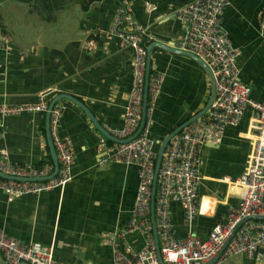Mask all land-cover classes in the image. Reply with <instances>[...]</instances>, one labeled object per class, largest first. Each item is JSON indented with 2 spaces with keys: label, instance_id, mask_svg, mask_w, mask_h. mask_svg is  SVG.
<instances>
[{
  "label": "crops",
  "instance_id": "0c3cea01",
  "mask_svg": "<svg viewBox=\"0 0 264 264\" xmlns=\"http://www.w3.org/2000/svg\"><path fill=\"white\" fill-rule=\"evenodd\" d=\"M127 1L133 20L152 39L148 46L161 42L174 49L185 31L178 12L197 0ZM118 3L0 2V25L9 38L0 52V106L34 105L41 95L49 107L55 102L52 110L61 113L58 134L71 140L74 151L72 178L63 188L19 196L10 202L0 191V229L22 244L52 247L60 264H113L106 236L118 233L128 222L137 195V167L115 162L100 165L113 142L107 141L74 102L62 98L68 95L82 102L107 132L122 127L132 88L134 54L107 33ZM263 19L264 0H229L221 16L223 29L240 50L236 62L239 79L258 102L264 101ZM150 72L163 78L150 128L158 151L166 136L205 107L211 83L198 62L156 46L150 53ZM46 114L0 120V149L12 164L50 166L53 173ZM253 117V110L246 108L241 122L227 127L218 144L203 145L197 214L187 226L180 205L172 202L175 239L183 240L190 233L206 239L215 225L226 220L229 209L238 208L240 198L229 187L245 170L250 142L242 134ZM101 138L105 139L103 146ZM122 240L135 251L146 244L140 230L125 232ZM0 264H5L2 253ZM220 264L259 262L236 255Z\"/></svg>",
  "mask_w": 264,
  "mask_h": 264
},
{
  "label": "built area",
  "instance_id": "2783aa9c",
  "mask_svg": "<svg viewBox=\"0 0 264 264\" xmlns=\"http://www.w3.org/2000/svg\"><path fill=\"white\" fill-rule=\"evenodd\" d=\"M228 5L229 0H197L178 12L185 31L175 48L194 54L208 66L214 79L215 95L206 114L173 135L165 148L154 199L156 232L164 264H207L218 254L215 264L236 255L264 264V220L243 221L253 216L264 217V101L253 100L250 87L239 79L236 62L240 50L232 44L221 24V16ZM131 12V4L119 0L107 32L121 46L131 48L134 54L132 88L127 97L122 127L108 132L122 141L130 139L141 123L147 46L152 40L133 20ZM8 44L9 38L0 25V52ZM162 82V76L150 72L141 132L128 142H113L99 162L100 165L123 163L138 169V189L130 218L118 233L106 236L113 264H159L150 215L157 142L151 138L150 128ZM48 105L41 95L34 105L0 106V120L20 114L49 112V133L59 164L56 176L46 179L51 174L50 166L12 164L6 152L0 149V191L9 202L19 196L63 188L71 181L73 144L70 139L59 136L61 113L57 109L49 111ZM246 108L254 112L248 130L242 134L250 142V152L244 172L229 187L240 198L238 208L229 209L226 220L215 225L206 239L192 233L183 240L175 239L172 202L180 205L184 223L190 226L198 210L199 171L203 164L200 151L205 143L218 144L227 127L241 122ZM104 142L105 139L101 138L100 145L103 146ZM132 230H140L145 235L146 244L140 251L133 250L122 240L125 232ZM0 253L5 264H60L53 257L52 247L35 242L22 244L3 229H0Z\"/></svg>",
  "mask_w": 264,
  "mask_h": 264
},
{
  "label": "water",
  "instance_id": "95a60500",
  "mask_svg": "<svg viewBox=\"0 0 264 264\" xmlns=\"http://www.w3.org/2000/svg\"><path fill=\"white\" fill-rule=\"evenodd\" d=\"M156 46L159 48H162L163 50H166L168 52H175L176 54H180L183 56H187L189 58H192L193 60H195L196 62H198L203 68L204 70L207 72L209 78H210V83H211V88H210V96L209 99L205 105V107L199 112L197 113L195 116H193L192 118H190L188 121H186L183 125L179 126L177 129H175L173 132H171L168 136H166L164 138V140L161 142L158 151H157V158L155 160V176H154V181H153V185H152V190H151V205H150V212H151V222H152V227H153V236H154V241H155V245H156V251H157V258L159 261V264H164L161 254H160V250H159V244H158V238H157V232H156V223H155V214H154V199H155V194H156V182H157V176H158V172L160 169V165L162 162V158L164 156V152H165V148L169 142V140L171 139V137L173 135H175L176 133H179L183 128L187 127L189 124L193 123L195 120H197L198 118L203 117L206 112L208 111L209 107L211 106L213 99H214V95H215V86H214V79H213V75L210 71V69L208 68V66L201 61L199 58H197L194 54L190 53V52H185V51H179V50H175L173 48H169L165 43H161V42H156L153 43L151 45H149L147 47V56H146V77H145V87H144V97H143V105H142V119H141V123L139 128L137 129L136 133L128 140H118L116 138H114L113 136H111L103 127L100 126V124L95 120L94 116L92 115V113L86 108V106L78 101L77 99H75L74 97L68 96V95H63L62 98H66L71 100L72 102H74L85 114L86 116L93 122V124L96 126V128L99 130V132L108 140L115 142V143H124V142H128L130 140H132L133 138H135L142 130L143 126H144V118H145V112H146V99H147V90H148V76L150 74V53H151V49ZM55 102H52V104L49 107V111L52 110L53 105ZM49 117L50 114L49 112L46 114V134H47V140H48V146L50 149V153L54 162V171L53 173L48 176L46 179L49 178H53L54 176H56L58 169H59V165L57 162V155L53 146V143L51 141L50 138V133H49ZM1 175V174H0ZM249 219H253V220H264V217H260V216H253L250 218H246L245 220H249ZM242 221V222H243ZM241 224V222L237 225V227H239V225ZM219 254L209 263L207 264H215V262L218 260Z\"/></svg>",
  "mask_w": 264,
  "mask_h": 264
},
{
  "label": "trees",
  "instance_id": "16d2710c",
  "mask_svg": "<svg viewBox=\"0 0 264 264\" xmlns=\"http://www.w3.org/2000/svg\"><path fill=\"white\" fill-rule=\"evenodd\" d=\"M109 143H110V141L109 140H107Z\"/></svg>",
  "mask_w": 264,
  "mask_h": 264
}]
</instances>
